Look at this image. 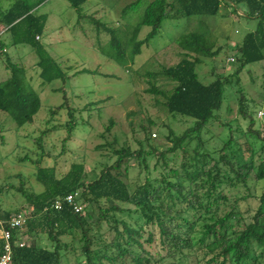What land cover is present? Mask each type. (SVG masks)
<instances>
[{
    "label": "trees",
    "instance_id": "1",
    "mask_svg": "<svg viewBox=\"0 0 264 264\" xmlns=\"http://www.w3.org/2000/svg\"><path fill=\"white\" fill-rule=\"evenodd\" d=\"M43 1L14 0L9 8L0 9V24L10 45L31 47L42 85L61 81L55 91L62 92V102L50 113L66 111L68 118L63 127L69 138L77 123L76 109L70 106L64 89L65 79L69 76L67 71L40 43L47 14L37 13L35 7ZM67 1L77 12V19L83 18L82 5L89 0ZM140 2L132 0L123 9H133ZM239 5L244 7L241 14L255 19L257 25L236 43V69L225 75L217 74L205 83L199 78L196 66L202 63L203 57H216L222 51V47L214 49L215 37L211 35L205 17L217 16L222 6H232L237 13ZM195 16L198 17L197 25L183 28L174 37L180 49L179 60L160 71L146 73L148 87L145 89L157 101L162 99L168 115L189 118L185 120L190 124L180 134L169 128L166 138L172 145L163 149L150 143V130L142 127L145 135L143 141H138V148L128 144L113 148L116 159L87 181L84 180L83 162L73 161L64 174L58 175L55 165L41 164L42 152L33 161L35 179L42 189L36 192L24 189L22 185L16 188L29 205V215L22 229L12 230V242L17 238L25 242L23 246L13 244V264H62V258L68 252L74 254L75 264H165V261L166 264H264L261 259L264 257V189L260 194L253 190L259 181H264V135L257 160L254 151L247 160L232 150L231 133L219 148L213 150L206 148L207 141L202 137L208 123L217 118L224 87L229 83L238 85V112L248 120L247 131L260 136L254 128L255 120L248 109L239 74L247 64L264 63V0H150L139 22L130 31L127 51L131 57L139 54L141 48L157 35L164 20ZM91 21L110 36L108 44L113 52L106 55L116 62L126 58L120 32L93 16ZM144 26L150 30L138 39ZM4 45L1 42L0 56L4 54V66L9 76L0 81V110L22 127L32 123L41 107V99L26 79L25 66L4 53ZM85 71L93 72L81 69L73 75ZM158 75L170 81L172 87L160 88ZM93 104L87 103L84 108L90 109ZM112 124L113 121L107 128ZM144 143L149 150H143ZM178 149L184 152L185 160L179 168L170 167L165 159ZM148 156L156 159L152 168L147 165ZM134 164L140 168L142 165L146 174L132 188L125 179ZM151 169L158 174L153 175ZM7 191L0 187V194ZM73 192H78L77 201L83 205L81 212H75L66 204L61 210L51 207L54 200ZM250 200L258 203L256 207L250 205ZM242 203L246 205L244 209ZM20 210L11 212L0 208V228H7L10 215ZM92 212H97L96 219ZM245 215H249V220ZM102 221L107 224L112 239L96 244L92 225L100 226ZM40 235H45L51 248L33 243ZM2 243L0 238V253Z\"/></svg>",
    "mask_w": 264,
    "mask_h": 264
},
{
    "label": "rangeland",
    "instance_id": "2",
    "mask_svg": "<svg viewBox=\"0 0 264 264\" xmlns=\"http://www.w3.org/2000/svg\"><path fill=\"white\" fill-rule=\"evenodd\" d=\"M131 1L89 0L82 5L83 18L80 20L67 0H45L37 7V13L47 14L40 43L70 76L65 79L64 89L70 106L76 109L77 123L69 138L63 127L68 118L66 111L50 113L53 107L62 102V92L55 91L61 86V81L54 80L42 85L35 65L36 56L31 47L13 46L9 44L8 36L0 37V44H5L4 53L25 66L26 79L39 92L41 99V107L34 115L32 123L22 127H18L6 112L0 110V187L8 190L0 194V208L11 212L17 209L28 210L29 205L16 188L22 185L30 191L37 192L42 189L35 179L36 166L33 162L42 152L41 164L55 165L58 175L64 174L73 161L83 162L84 180L87 181L104 165L116 159L113 148L124 144L138 148V141H143L145 135L142 127L150 130V143L163 149L172 145L166 138L169 128L180 134L190 124L186 121L189 118H173L168 115L162 99L158 98L157 101L152 94L145 91L148 87L146 73L160 71L162 67L174 65L179 60L180 49L175 44L174 37L185 27H195L198 17L189 18L191 21L188 18L164 20L149 44L143 46L139 54L131 57L126 47L132 35L130 31L139 22L143 9L150 0H141L137 7L124 10L123 7ZM0 5L7 6L8 1H2ZM90 15L120 32V42L127 54L126 58L116 62L106 55L113 52L108 44L110 36L94 26ZM205 19L211 35L215 37L214 49L222 47L216 57H203L202 63L195 68L199 78L207 83L217 74L225 75L236 69V43H240L247 32L255 29L257 21L237 14L232 6H222L217 16H207ZM149 30L147 26L142 27L138 39L143 38ZM230 57L234 59L232 62L229 61ZM4 65L2 54L0 81L9 76ZM81 69L93 72H78L73 75ZM239 77L248 109L255 120L254 128L259 131L260 136L247 131L248 120L242 118L238 112V85L229 83L224 87L223 102L217 111V118L208 123L202 137L207 141L206 148L213 150L219 148L231 133L232 150L244 155L247 160L251 157V151H254V159L257 160L258 151L263 144L261 137L264 135V63L245 65ZM157 85L165 90L172 87V83L161 75L157 77ZM91 102L94 104L86 110L84 107ZM111 121L112 126L107 128ZM55 126L57 128H52ZM65 138L67 140L63 141ZM143 150H149L145 143ZM184 157V152L178 149L165 160L170 167L179 168L185 160ZM146 162L152 168L156 159L148 156ZM145 174L142 165L141 168L136 164L131 165L125 181L133 188L134 183L142 181ZM152 174L157 175L158 171L152 170ZM263 189V180L253 188L257 194ZM257 204L255 200H250L252 207ZM245 207L242 203V208ZM92 214L96 219L97 212ZM245 217L249 220V215ZM154 232L157 236V231ZM91 233L96 244L110 242L112 239L104 221L100 226L92 225ZM62 239L68 240L66 237ZM33 243L52 247L45 235L37 236ZM149 250L155 254L153 248L150 247ZM261 259L264 262V257ZM62 264H75L74 254H65Z\"/></svg>",
    "mask_w": 264,
    "mask_h": 264
},
{
    "label": "built area",
    "instance_id": "3",
    "mask_svg": "<svg viewBox=\"0 0 264 264\" xmlns=\"http://www.w3.org/2000/svg\"><path fill=\"white\" fill-rule=\"evenodd\" d=\"M233 57L229 58V61L232 62ZM259 116H261V112H259ZM154 135V134H153ZM78 192H73L66 194L61 199H56L52 202L51 207L55 210H61L63 205L66 204L70 206L75 212H81L83 209V205L77 201ZM29 215V210H20L10 215L7 223L8 227L1 226L0 228V238L2 239V249L0 253V264H13L12 260V252H13V244L23 246L25 242L17 238L12 242V230H20L27 223Z\"/></svg>",
    "mask_w": 264,
    "mask_h": 264
},
{
    "label": "crops",
    "instance_id": "4",
    "mask_svg": "<svg viewBox=\"0 0 264 264\" xmlns=\"http://www.w3.org/2000/svg\"><path fill=\"white\" fill-rule=\"evenodd\" d=\"M2 1H6V0H0V3L2 2ZM8 1V5L7 6H5V5H0V9H2V10H5V9H7V8H9L11 5H12V3L14 2V0H7ZM30 1H32V2H38L39 0H30ZM45 1V0H44ZM41 4V3H40ZM40 4H38L36 7H35V9L37 10V7L40 5ZM5 6V7H4ZM238 7V9H237V14H239V15H242L241 13H242V9L244 8L243 7V5H239V6H237ZM1 28L3 29L2 31H1ZM2 35H6L7 36V34L4 32V27L0 24V37L2 36Z\"/></svg>",
    "mask_w": 264,
    "mask_h": 264
}]
</instances>
